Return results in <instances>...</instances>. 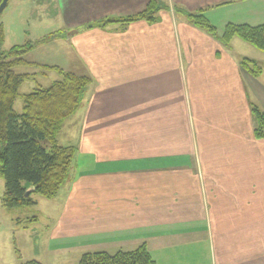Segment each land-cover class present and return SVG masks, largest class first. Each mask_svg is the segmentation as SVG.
Returning <instances> with one entry per match:
<instances>
[{
    "label": "crops",
    "instance_id": "crops-1",
    "mask_svg": "<svg viewBox=\"0 0 264 264\" xmlns=\"http://www.w3.org/2000/svg\"><path fill=\"white\" fill-rule=\"evenodd\" d=\"M151 1H47L74 61L45 65L91 78L77 109L78 156L90 170L65 188L55 214L43 212L51 220L43 227L63 252L145 244L156 264H175L200 246L215 264H264V138L254 137L251 115V104L264 112V81L238 63L255 54L237 38L226 49L175 12L203 11L212 24L248 4L243 21L224 24L255 26L264 0H159L166 10L156 23L86 28Z\"/></svg>",
    "mask_w": 264,
    "mask_h": 264
},
{
    "label": "trees",
    "instance_id": "trees-1",
    "mask_svg": "<svg viewBox=\"0 0 264 264\" xmlns=\"http://www.w3.org/2000/svg\"><path fill=\"white\" fill-rule=\"evenodd\" d=\"M49 1V0H47ZM1 2V0H0ZM192 26L214 37L226 49L237 38L256 50L264 53V23L260 25H225L221 34L209 23L203 11L195 13L175 8ZM166 10L159 0H152L140 14L126 18H107L86 28H103L119 24L122 29L135 21L149 24L159 21L158 13ZM63 33V32H62ZM53 33L35 43L25 42L2 50L5 30L0 22V177L4 181L1 205L6 209L34 206L33 195L45 199L54 198L68 179L75 157L73 147L58 144L56 135L64 121L78 109L86 88L91 83L89 76L66 72L56 66L41 65L45 70L56 71L60 80L48 88H36L21 95L23 109L20 114L14 111L19 87L33 75L16 73L19 66L36 65L28 62L25 55L40 43L65 34ZM58 35V36H57ZM239 66L247 74L258 78L264 63L242 57ZM260 64V65H259ZM254 120L253 133L256 139L264 138V112L251 104ZM29 192V195L26 193ZM21 264H41L35 260ZM78 264H156L145 244L132 251L92 252L81 255Z\"/></svg>",
    "mask_w": 264,
    "mask_h": 264
},
{
    "label": "rangeland",
    "instance_id": "rangeland-1",
    "mask_svg": "<svg viewBox=\"0 0 264 264\" xmlns=\"http://www.w3.org/2000/svg\"><path fill=\"white\" fill-rule=\"evenodd\" d=\"M50 4L47 0H9L6 8L0 15V22L3 24L5 30L2 50H8L14 45H22L28 41L35 43L42 36L51 32H57L59 28L58 18H52L54 13L48 18V14L45 12V9H48ZM246 6L223 9L224 15H218L217 18H214V23H211L219 31L225 25L224 19L226 16H230L236 21H243L242 17L255 8L248 4ZM215 14H217V11L213 15ZM62 39L59 36L53 39L50 38L46 42L47 45H44L46 43H40L25 55V59L28 62L37 63L39 64L38 66L27 65L14 69L16 73L33 75L19 87V96L15 99L13 105L16 113L20 114L23 109L24 103L21 95L30 93L36 88H48L52 83L60 80L61 77L56 71L45 70L41 65L61 63V67L64 68L71 61H74L72 59L73 56L65 49L67 46L61 45ZM238 42L243 44L246 50H253L251 52H254L255 56H252L253 58L250 59L257 63H264V53L255 51L252 46L242 41ZM259 77L264 81V69ZM79 118H81V112L80 110H76L74 114L64 121L62 128L56 135V140L60 145L75 149V157L68 179L54 198L44 199L33 195L32 198L34 197L35 201L36 199L38 201L37 206L35 204L29 207L6 209L1 205L4 181L0 177V264H21L31 260H35L41 264H78L82 255L81 250L61 251L63 244H57L59 237L53 233L50 234L49 231L52 230L43 227V225L51 222L50 218L45 217L43 212H47V215L50 214L49 212L55 214L62 204H64L67 193V189L65 188L77 180L76 177L80 172L83 176L87 175L85 173H89L90 165L87 163V160L78 156L81 140V137H79ZM34 216L38 220L35 218L36 221H33ZM193 248H195L191 252L193 258L184 256L187 259L175 261V264H194V262L196 264H215L214 256L210 254L208 248L203 249L200 246H193ZM185 260H188V262ZM159 264L165 263L160 260Z\"/></svg>",
    "mask_w": 264,
    "mask_h": 264
},
{
    "label": "water",
    "instance_id": "water-1",
    "mask_svg": "<svg viewBox=\"0 0 264 264\" xmlns=\"http://www.w3.org/2000/svg\"><path fill=\"white\" fill-rule=\"evenodd\" d=\"M8 1L9 0H1V2H0V15L4 11V9L6 8ZM26 195H29V192H27Z\"/></svg>",
    "mask_w": 264,
    "mask_h": 264
}]
</instances>
